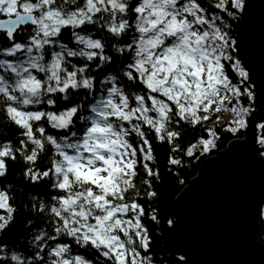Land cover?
I'll list each match as a JSON object with an SVG mask.
<instances>
[{"label": "snow or ice", "instance_id": "obj_1", "mask_svg": "<svg viewBox=\"0 0 264 264\" xmlns=\"http://www.w3.org/2000/svg\"><path fill=\"white\" fill-rule=\"evenodd\" d=\"M250 9L249 0H0V121L12 133L0 136V238L19 221L0 264H167L148 227L161 223L153 142L210 153L215 127L185 148L179 129L225 111V132L252 131L264 149L255 81L232 32ZM18 160L31 189L19 205L5 179ZM184 163L167 156L169 170Z\"/></svg>", "mask_w": 264, "mask_h": 264}, {"label": "water", "instance_id": "obj_2", "mask_svg": "<svg viewBox=\"0 0 264 264\" xmlns=\"http://www.w3.org/2000/svg\"><path fill=\"white\" fill-rule=\"evenodd\" d=\"M249 3L236 37L239 57L257 84L264 73V1ZM262 82V99L257 101L261 106ZM253 146L252 131L230 139L225 149L201 161L197 174L176 196L175 240L196 264H264L256 217L263 163Z\"/></svg>", "mask_w": 264, "mask_h": 264}, {"label": "trees", "instance_id": "obj_3", "mask_svg": "<svg viewBox=\"0 0 264 264\" xmlns=\"http://www.w3.org/2000/svg\"><path fill=\"white\" fill-rule=\"evenodd\" d=\"M241 20H236L232 22V32L233 37L236 41V52L239 57L238 52V44L239 40L236 37V31L239 28ZM248 69V68H247ZM264 79V73L262 75ZM263 92L260 87H257L256 97L257 101L262 99ZM259 106H261L259 104ZM264 113V110H262ZM208 121L202 122L196 127H192L189 125H185L180 128L179 131L181 133L180 137L175 141L176 143L181 145V148H185L189 143L195 141L197 136L207 135L203 131V129L207 128ZM216 131L220 133V138L216 142V147L210 151V153L201 154L199 151L195 153L191 158L184 156L183 152H171L170 146L167 142H153L154 148V156L155 160L152 162L153 167H159L161 182L159 184L160 187V198L158 201L152 203V207L157 208L158 214L161 220L159 226H155L154 222L149 223V231L153 236L151 251L155 253L156 257L161 260H166L167 264H196L195 258L183 247H180L175 240V216L177 213L176 206V196L181 192L183 187L189 182V180L195 176L199 170V166L201 161L207 156L216 154V152L220 149H225L227 141H229L234 136H241L243 133L239 135H233L228 132H225L223 129V125H214ZM12 135L11 130L7 129L4 126L3 121H0V136L10 138ZM256 152L259 149H262L257 143L253 146ZM263 150V149H262ZM169 154L172 155H180L185 160L184 165L175 167L172 170H169V166L167 164V156ZM43 162L38 164L41 166ZM23 170V163L21 161H17L15 164L9 162V175L5 178L10 181L13 186H15L16 196L17 198L12 201V203L19 205L20 204V194L21 192L27 193L30 191V186L27 181H25L20 173ZM262 176V181H263ZM182 181V182H181ZM3 181H0L2 184ZM43 195V193H40ZM143 202V201H142ZM264 204V182L262 185V192L260 196V202L257 207L256 217L259 222V239L264 246V219L261 217V207ZM147 207V205H145ZM3 211V210H0ZM17 216H19V209L17 211ZM168 218L174 220V224L169 226L164 221ZM19 221H17V225L9 228L2 234V238H0V242L4 243H12L17 239V232ZM180 257H183V261H180Z\"/></svg>", "mask_w": 264, "mask_h": 264}, {"label": "rangeland", "instance_id": "obj_4", "mask_svg": "<svg viewBox=\"0 0 264 264\" xmlns=\"http://www.w3.org/2000/svg\"><path fill=\"white\" fill-rule=\"evenodd\" d=\"M241 22V21H240ZM249 71V70H248ZM261 80H264L263 79V77L262 76H260L258 79H257V84H255V89L257 90V87H259L260 85H259V83H260V81ZM216 115H219L220 117H221V120L220 121H217V120H215V116ZM210 119L209 120H207L208 121V126H207V128L208 127H213L214 125H223L226 121H227V119L229 118V113L228 112H225V111H220V112H218V113H210ZM234 138H241V136H234ZM254 142H255V138H254ZM263 151H264V149H263ZM258 155H259V153H258ZM260 156V155H259ZM262 159V163H263V170H262V175H261V177H260V181H262V176H263V178H264V158H261ZM263 182H264V179H263ZM263 182H261L262 184H261V188H262V185H263ZM262 209H261V217L264 219V204H263V206L261 207ZM256 212H257V209H256ZM175 226H176V216H175ZM259 230H260V228H259ZM176 243H177V241H176ZM178 244V243H177ZM179 245V244H178ZM180 246V245H179ZM181 247V246H180ZM189 252V251H188Z\"/></svg>", "mask_w": 264, "mask_h": 264}, {"label": "bare ground", "instance_id": "obj_5", "mask_svg": "<svg viewBox=\"0 0 264 264\" xmlns=\"http://www.w3.org/2000/svg\"><path fill=\"white\" fill-rule=\"evenodd\" d=\"M264 1V0H263ZM256 109H257V111L255 112V113H260L261 114V119H264V113H262V110H264V109H261V106H259L258 104H256ZM211 117V116H210ZM257 122H259V120L257 121ZM244 134V133H243ZM242 134V135H243ZM255 134H259V130H256V133ZM241 135V136H242ZM234 138V137H233ZM232 139V138H231ZM256 144V141L254 142V145ZM263 150L262 149H259V151L257 152V154L259 153V155L261 156V158H264V156H262L261 155V152H262ZM261 182H263V181H261ZM262 184V183H261ZM263 219V218H262ZM259 236H260V234L258 233V237H257V241H259L260 243H262L261 241H260V239H259ZM263 245V244H262ZM263 251H264V246H263Z\"/></svg>", "mask_w": 264, "mask_h": 264}]
</instances>
